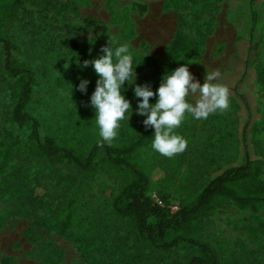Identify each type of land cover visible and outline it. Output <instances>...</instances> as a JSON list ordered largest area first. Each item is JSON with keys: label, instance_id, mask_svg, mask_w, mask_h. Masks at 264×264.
I'll return each instance as SVG.
<instances>
[{"label": "rangeland", "instance_id": "1", "mask_svg": "<svg viewBox=\"0 0 264 264\" xmlns=\"http://www.w3.org/2000/svg\"><path fill=\"white\" fill-rule=\"evenodd\" d=\"M166 1L35 0L6 31L19 47L17 59L36 80L30 113L50 136L69 135L71 130L68 134L63 128L69 124L85 147L102 135L120 139L119 127L136 122L145 111L163 108L166 96L153 93L152 80L180 20L188 38H203L202 52L167 82L172 92L190 101L189 108L176 126L141 152L151 171L150 197L166 198L173 213L235 159L248 123L251 154L260 162L264 181V86L255 79L256 71L264 70V0H184L183 12L166 9ZM99 37L109 46L101 55L104 67L88 68L79 52ZM239 38L256 45L249 67L247 46ZM1 53L0 137H23L25 132L11 128L4 118L9 95ZM222 83L236 87L242 98L215 105V87ZM12 165L23 170L24 180L11 183L10 190L0 183V261L44 264L42 247L51 245L47 264H89L74 243L37 225L47 205L57 208L60 203L56 181L36 159L16 157ZM83 181L88 188L81 218L109 225L121 243L133 246L126 222L103 210L120 178L104 171ZM31 195L41 196L45 206L39 207ZM193 233L213 246L221 264H264V207L255 213L225 203L195 225ZM197 253L185 243L152 262L186 264ZM114 263L129 264L126 256Z\"/></svg>", "mask_w": 264, "mask_h": 264}, {"label": "trees", "instance_id": "2", "mask_svg": "<svg viewBox=\"0 0 264 264\" xmlns=\"http://www.w3.org/2000/svg\"><path fill=\"white\" fill-rule=\"evenodd\" d=\"M34 1L0 0L2 79L9 95V109L4 118L11 128L25 132L23 137H0L2 186L10 190L11 183L24 180L23 170L12 165L14 158L39 161L48 176L61 188L62 196L57 208L51 205L45 207L47 213L37 225L74 243L89 264H115L121 256H126L129 264H158L157 258L185 243L198 252L186 264H221L213 246L194 235V226L225 203L255 213L264 207L262 169L254 153L251 154L249 123L239 136L235 159L218 169L201 193L183 201L176 212L169 210L166 198L154 201L150 197L151 171L141 160L142 150L153 144L162 132L176 126L189 108L190 101L184 95L172 92L167 82L177 77L202 52L203 38H188L184 32L185 22L180 20L173 40L164 53L160 72L152 80L153 93L161 92L166 96L163 108L158 112L145 111L136 122L119 127L122 134L120 139L113 140L102 135L85 147L77 136V129H69V124H66L63 128L68 134L71 130L69 135H47L38 118L29 111L36 80L32 70L17 59L15 53L19 47L7 34L6 26ZM164 6L176 12L186 10L184 0H167ZM238 42L247 46L246 64L249 62V67L250 57L253 60L256 54V45L250 39L239 38ZM108 47L101 37L93 39L80 50V61L88 68H103L105 62L101 55ZM67 48L72 49L73 46L68 44ZM255 79L256 83L264 86V70L256 71ZM230 84L233 85L232 82ZM215 94V105L224 101L238 102V98H242L236 87H226L223 83L215 87ZM64 168L67 170L64 171ZM104 171L116 173L121 183L104 200L103 210L108 217L125 221L133 231L135 243L131 247L121 243L109 225L81 218L88 188L83 179L95 177ZM29 199L39 207L45 206L41 196L31 195ZM42 250L45 251L43 262L47 264L51 259V245L42 247ZM152 259L156 261L153 263ZM0 264L13 263L6 258Z\"/></svg>", "mask_w": 264, "mask_h": 264}, {"label": "built area", "instance_id": "3", "mask_svg": "<svg viewBox=\"0 0 264 264\" xmlns=\"http://www.w3.org/2000/svg\"><path fill=\"white\" fill-rule=\"evenodd\" d=\"M161 204V203H160ZM178 209V207H176V210Z\"/></svg>", "mask_w": 264, "mask_h": 264}]
</instances>
